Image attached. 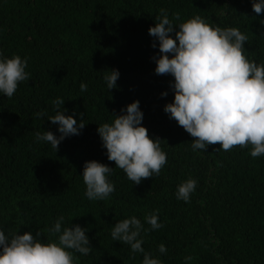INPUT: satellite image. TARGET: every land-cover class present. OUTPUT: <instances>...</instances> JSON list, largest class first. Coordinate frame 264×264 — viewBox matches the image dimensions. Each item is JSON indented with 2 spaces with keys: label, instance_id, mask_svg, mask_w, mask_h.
I'll return each instance as SVG.
<instances>
[{
  "label": "trees",
  "instance_id": "trees-1",
  "mask_svg": "<svg viewBox=\"0 0 264 264\" xmlns=\"http://www.w3.org/2000/svg\"><path fill=\"white\" fill-rule=\"evenodd\" d=\"M252 4L0 0V52L25 59L29 73L13 97L0 94V229L58 240L49 229L63 216L64 227L80 225L90 240L89 254L73 252L75 264H142V253L111 237L115 223L135 216L146 229L142 247L162 264H264V156L253 158L251 145L192 149L194 138L164 111L174 100V77L156 74L159 42L149 35L161 9L177 30L200 16L212 26L238 28L248 37L244 55L264 63V12L256 14ZM111 69L120 76L118 87L108 90L104 76ZM58 98L65 100V114L85 126L56 151L37 142L36 134L60 135L48 120ZM135 100L149 136L161 140L167 156L160 174L140 184L108 160L97 131ZM89 160L112 168L108 179L115 191L105 200L85 195L82 173ZM189 178L197 181L196 189L189 201L178 200L177 187ZM154 212L163 227L151 230L145 217Z\"/></svg>",
  "mask_w": 264,
  "mask_h": 264
},
{
  "label": "clouds",
  "instance_id": "clouds-1",
  "mask_svg": "<svg viewBox=\"0 0 264 264\" xmlns=\"http://www.w3.org/2000/svg\"><path fill=\"white\" fill-rule=\"evenodd\" d=\"M252 7L261 14L264 0H253ZM157 21L149 28V35L159 42V54L153 57L155 72L174 77V100L164 106V111L194 138L192 149L205 150L219 143L229 151L234 146L251 145L253 158L264 156V63L250 61L244 55L247 35L236 27L212 26L200 16L180 23L177 30L164 9ZM153 47H157L155 42ZM26 67L27 61L19 55L9 58L0 52V94L13 97L18 83L29 79ZM119 76L118 69L104 76L108 90L118 87ZM80 87L82 92L87 91L86 84ZM162 95L167 96V92ZM64 102L60 98L54 102L56 114L48 119L58 126L60 135L50 130L36 134L37 142L50 143L56 151L65 138L79 135L85 126L83 120L78 122L73 115L65 114L67 109L61 108ZM112 115V122L100 124L97 129L108 160L114 161L134 184L159 175L167 156L161 140L150 137L143 125L139 100ZM111 172V167L97 160L84 163L82 176L89 200H105L115 191L108 179ZM196 184L189 178L178 185L177 199L189 201ZM145 221L151 230L163 227L155 212ZM63 224L64 217L60 216L49 229L58 234V240L46 242L38 239L39 233L6 235L0 229V264H75L73 252L89 254L90 240L86 228ZM143 231L146 229L141 220L131 216L114 224L111 237L130 245L133 253H142V264H162L159 257L142 247ZM158 251L164 254L167 248L161 244ZM190 259L187 257L186 262Z\"/></svg>",
  "mask_w": 264,
  "mask_h": 264
}]
</instances>
